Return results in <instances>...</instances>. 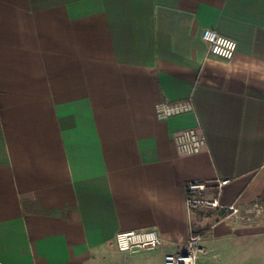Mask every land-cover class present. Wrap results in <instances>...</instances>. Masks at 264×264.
Returning <instances> with one entry per match:
<instances>
[{
	"label": "crops",
	"instance_id": "1",
	"mask_svg": "<svg viewBox=\"0 0 264 264\" xmlns=\"http://www.w3.org/2000/svg\"><path fill=\"white\" fill-rule=\"evenodd\" d=\"M181 100L193 110L157 117ZM190 128L207 141L183 154ZM221 179L224 204L264 200V0H0V264H164L194 219L264 234V214H190L188 182ZM132 229L162 245L120 252Z\"/></svg>",
	"mask_w": 264,
	"mask_h": 264
},
{
	"label": "built area",
	"instance_id": "2",
	"mask_svg": "<svg viewBox=\"0 0 264 264\" xmlns=\"http://www.w3.org/2000/svg\"><path fill=\"white\" fill-rule=\"evenodd\" d=\"M203 38L208 43L212 52L216 55L232 59L237 50V42L217 30L206 28ZM194 104L191 100L175 102L160 101L155 110L159 119H167L173 115L192 111ZM176 148L183 154H195L200 152L206 144V136L190 128L175 136ZM229 182L228 179L217 180V190L207 194L210 183L206 180H191L186 187V203L190 214L200 209H221L227 214L223 219H234L246 224L254 223L258 217L264 214V200H255L250 203L233 202L224 204L220 197L223 187ZM201 234H191L182 251L169 252L165 255L164 264H197L201 253L207 249L201 245ZM163 239L155 229H132L120 231L116 235V244L120 252L124 254L143 250H154L162 245Z\"/></svg>",
	"mask_w": 264,
	"mask_h": 264
},
{
	"label": "rangeland",
	"instance_id": "3",
	"mask_svg": "<svg viewBox=\"0 0 264 264\" xmlns=\"http://www.w3.org/2000/svg\"><path fill=\"white\" fill-rule=\"evenodd\" d=\"M193 222L197 228V221ZM255 233L224 229L204 234L201 245L207 252L199 255L197 264H264V234ZM149 253L155 255L152 259L160 264L156 252ZM112 258L115 264H126L119 255L113 253Z\"/></svg>",
	"mask_w": 264,
	"mask_h": 264
},
{
	"label": "trees",
	"instance_id": "4",
	"mask_svg": "<svg viewBox=\"0 0 264 264\" xmlns=\"http://www.w3.org/2000/svg\"><path fill=\"white\" fill-rule=\"evenodd\" d=\"M199 217H212L216 221H219L222 217H224L227 212L225 210L221 209H200L195 211ZM211 224L206 225L204 228H195L193 229V234H201L203 236L204 234H208V230L210 229Z\"/></svg>",
	"mask_w": 264,
	"mask_h": 264
}]
</instances>
